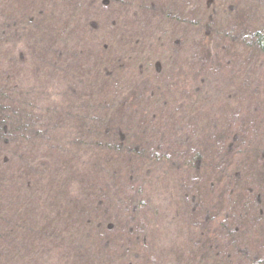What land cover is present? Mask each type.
<instances>
[{"label": "trees", "instance_id": "trees-1", "mask_svg": "<svg viewBox=\"0 0 264 264\" xmlns=\"http://www.w3.org/2000/svg\"><path fill=\"white\" fill-rule=\"evenodd\" d=\"M199 1L0 0V264H264V0Z\"/></svg>", "mask_w": 264, "mask_h": 264}, {"label": "rangeland", "instance_id": "rangeland-1", "mask_svg": "<svg viewBox=\"0 0 264 264\" xmlns=\"http://www.w3.org/2000/svg\"><path fill=\"white\" fill-rule=\"evenodd\" d=\"M212 1L215 2L216 0H202L201 2L199 1L198 2V8L204 9V10L208 9L207 7L209 5L211 6L210 2H212ZM190 42H192V41L190 40L189 43ZM188 51L192 52L190 50H188ZM31 68L26 69V70L20 69V71H21L20 76L24 81V87L29 88L28 85H30L31 87L34 86V90L37 92L40 91L41 93H44V97H45V93L47 92V90H46L47 89V82L44 80H37V79L33 80ZM54 86H55V84H54ZM260 87H261V91H262L264 89V85H261ZM53 90H54V93H57L59 91V89H57L56 91H55V89H53ZM48 93H50V91H48ZM28 98L32 99L30 92L28 94ZM257 109H258L259 113L262 114V115H259L258 113L254 114L255 121L259 122V121H262L261 119L264 116V108L262 109L261 107H259ZM218 110H219V108H217V107L215 108V110L211 109L208 113H205L206 114L205 117L207 119L209 117L221 119L220 116L217 115V113L216 114L213 113L214 111L217 112ZM54 119L56 120L55 117H54ZM54 119H53V121H54L53 123L55 125L61 124L60 122L55 121ZM221 120L226 121L224 118H222ZM209 122L213 123L214 121H212V119H211V120H209ZM209 126H210L209 127L210 134H211V133H213V131H215V127L212 124ZM64 127H66V123H65ZM64 129H66V128H64ZM259 130H261L264 133V128L261 127ZM56 136H57V138L56 137H55V139L53 138L54 143H50V145L62 147V150H60V152H58V153H53L51 155V158H52L51 164L53 166L57 165L60 161L65 160L66 159L64 156L65 154L62 152L65 151V153H71L70 150L72 147V143L70 142L72 139H71V135L69 134V132H63V134H56ZM260 136L262 137L263 135L260 134ZM38 143H40V140L38 141ZM44 147L45 146L41 147V150L39 151L40 155H42V153H44V151H43ZM72 151H75V149H72ZM158 176L159 175H157V178H158ZM72 179H73V181H75V183H77L74 176ZM63 192L67 193L68 191L65 190ZM172 199H173L172 196L167 192L165 202L163 204L162 210H160L159 215L156 216V215L150 214L151 216L150 215L147 216L148 222H149V227H151V225L156 227L155 231L151 232L152 235H149L147 241L149 242L148 244H150V246L152 247V251L154 250L155 253L158 254V257H163L164 259L166 258L168 260H170V259L177 260V259L183 258L182 252L179 249V243L177 241H178L179 235L182 236L186 233L185 230L181 228L182 226L185 228L186 224L184 223V221L183 222L181 221L182 220L181 218H180V220H179L180 222H179L177 217H175V213L173 211L175 201ZM177 199H179L178 195H176V200ZM33 207H36V203H34ZM35 211H38V209L35 208ZM36 213H38V212H36ZM38 218H40V217H38ZM39 246H40L39 249L42 252V258L41 259H46L47 255L44 254V256H43V250H44L43 248H45L46 242L40 241ZM61 255H63V253ZM61 255L59 254L58 249L56 250V252L54 249L53 257L51 258V261L48 262V264H52V262H58L59 261L58 258L61 257ZM21 264H29V262L26 258H23Z\"/></svg>", "mask_w": 264, "mask_h": 264}]
</instances>
